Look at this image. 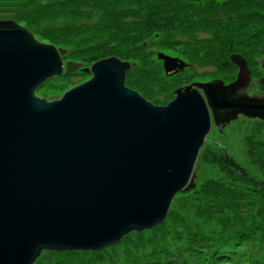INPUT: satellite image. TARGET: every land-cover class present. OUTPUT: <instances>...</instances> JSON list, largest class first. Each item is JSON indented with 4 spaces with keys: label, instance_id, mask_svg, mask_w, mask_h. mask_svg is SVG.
Returning <instances> with one entry per match:
<instances>
[{
    "label": "water",
    "instance_id": "obj_1",
    "mask_svg": "<svg viewBox=\"0 0 264 264\" xmlns=\"http://www.w3.org/2000/svg\"><path fill=\"white\" fill-rule=\"evenodd\" d=\"M0 0V264H34L44 251H99L164 222L175 195L195 187V162L212 124L264 121V94L229 56L236 80L194 83L164 106L126 85L135 64L110 56L89 68L21 26ZM166 76L188 67L157 52ZM90 78L52 100L49 79Z\"/></svg>",
    "mask_w": 264,
    "mask_h": 264
},
{
    "label": "rangeland",
    "instance_id": "obj_2",
    "mask_svg": "<svg viewBox=\"0 0 264 264\" xmlns=\"http://www.w3.org/2000/svg\"><path fill=\"white\" fill-rule=\"evenodd\" d=\"M60 1L63 0H39L38 7L49 6L36 12L37 5L34 6L32 0H13L11 15L16 13L23 20L33 19L39 30L60 38L59 44L68 50L64 62L74 61L89 68L110 56L122 59L110 54L93 56V51L87 48L98 40H84L82 36L55 29L63 23L57 18L63 17L65 10V6L60 7ZM183 1L198 7L193 15L205 11L212 18L218 13H232L235 18L230 23L224 21L230 26L220 38L203 22L199 30L189 35L176 34L177 37L184 35L180 38L182 42L169 40L167 32H160L148 45L131 49V46L114 42L122 51L129 49L137 62L130 70L136 87L130 89L154 105L164 106L174 99L173 93L179 88L214 80L224 84L234 82L238 69L229 61V56L238 54L251 73L248 95L264 94V0ZM40 14L53 17L48 19ZM19 24L27 29L24 22ZM27 30L34 34L33 29ZM213 44L215 46L211 47ZM222 44L228 50L220 57ZM160 50L183 60L188 67L166 76L162 62L156 58ZM89 78L79 71L56 76L47 80L36 95L52 100ZM222 150L231 157L232 165L220 159ZM192 175L195 187L175 195L163 223L143 232H132L99 251H44L34 264H215L216 256L223 254L228 256L229 264H264V121L239 116L223 129L213 125ZM211 182L214 186L209 189L207 185ZM241 229L250 234L242 241L235 238Z\"/></svg>",
    "mask_w": 264,
    "mask_h": 264
},
{
    "label": "trees",
    "instance_id": "obj_3",
    "mask_svg": "<svg viewBox=\"0 0 264 264\" xmlns=\"http://www.w3.org/2000/svg\"><path fill=\"white\" fill-rule=\"evenodd\" d=\"M32 3H34V6L37 5V8L35 7L36 12L37 9L42 11L49 6L40 5L38 7L40 3L39 0H32ZM59 5L60 7L65 6V10L62 12L63 17H57L59 18L58 20H61L60 24L61 22L63 23L55 29H60L71 36H82L84 40L96 39L99 42L87 48L88 51H93V56H104L106 54L117 55L121 57L122 60L135 64L134 67L137 62L131 53H129V49L128 51H122L115 46L116 44H114V42L131 46L130 49L135 48L137 45L145 46L148 45V42L158 38L160 32H167L166 37H168L169 40H180L185 34L189 35V33L199 30V28H201L200 26H203L201 25L203 22H206V26L210 25L209 27L212 29L210 31H214V36L216 38H220L224 33L223 31L230 26L229 24L226 25L224 21L230 23L232 19L235 18V15L232 13H218L212 18L208 15L209 12L205 11H201L198 15H193L198 7L195 8L191 3L188 4L183 0H63L60 1ZM40 15L44 17V14ZM13 17L18 23L24 22L27 29H33V35L35 38L39 37V41L49 44H58L60 46L59 48H62L61 44H59L61 41L60 38H56V36L47 34L48 32L39 30V28L35 26L33 19L23 20L22 16L16 13ZM47 17L49 19L53 16L46 14L44 18ZM192 18H203L204 20L198 19L199 21L196 20L195 22ZM219 25L222 26V28H219ZM180 33L184 35L177 37ZM84 34H87V37H85ZM196 41H199V39H196ZM179 42L182 41L180 40ZM222 45H224V49L220 52V57L228 50L225 44ZM212 46L215 45L213 44L211 47ZM158 52H161V50ZM93 56L90 55V57ZM130 70L126 75V85L129 88H134L136 85L131 80ZM140 90L142 91V89ZM159 102L162 101L159 99ZM220 159H224L229 165L233 164L226 150H222ZM213 186L214 183L212 182L207 185L209 189L213 188ZM214 194H216V192ZM247 236H250V234H248L246 230L241 229L237 232L235 238L242 241L247 238ZM228 259V256L224 254L216 256L215 264H229L230 260Z\"/></svg>",
    "mask_w": 264,
    "mask_h": 264
},
{
    "label": "flooded vegetation",
    "instance_id": "obj_4",
    "mask_svg": "<svg viewBox=\"0 0 264 264\" xmlns=\"http://www.w3.org/2000/svg\"><path fill=\"white\" fill-rule=\"evenodd\" d=\"M212 126H213V124H212Z\"/></svg>",
    "mask_w": 264,
    "mask_h": 264
}]
</instances>
